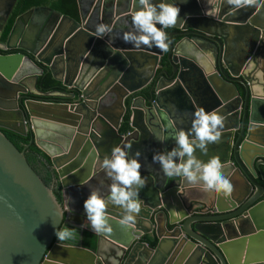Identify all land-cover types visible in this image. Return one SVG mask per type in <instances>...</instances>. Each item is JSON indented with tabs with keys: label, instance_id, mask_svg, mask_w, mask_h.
I'll return each mask as SVG.
<instances>
[{
	"label": "water",
	"instance_id": "water-1",
	"mask_svg": "<svg viewBox=\"0 0 264 264\" xmlns=\"http://www.w3.org/2000/svg\"><path fill=\"white\" fill-rule=\"evenodd\" d=\"M16 1L0 0V36ZM102 1L111 6L110 23L138 9L137 0H94ZM176 3L186 23L172 27L180 33L169 35L167 52L112 44L108 34L97 39L81 0L78 20L45 7L15 20L0 50L23 53L0 54V129L23 137L32 133L63 203L25 152L0 132V264H264V187L257 182L264 181V9L233 11L224 0ZM121 4L127 8L119 10ZM213 9L215 17L205 15ZM106 13L103 8L97 25L106 24ZM177 35L183 38L173 43ZM43 68L77 92L38 89ZM149 87L150 99L137 95ZM110 96L113 102L107 101ZM131 97L129 131L121 135L124 101ZM201 107L221 115L224 127L220 143L210 145L207 156L196 155L205 162L220 158L233 184L230 196L207 192L202 183L193 186L183 177H165L151 163L154 152L174 145L158 140L166 134L160 113L166 110L187 130ZM118 144L142 153L141 171L148 177L140 192L144 204L133 222L109 204L112 231H86L95 242L93 249L84 248L82 231L70 223L67 210L90 190L108 195L111 181L101 162ZM63 226L78 232L60 246L55 231ZM146 238L156 240L154 248Z\"/></svg>",
	"mask_w": 264,
	"mask_h": 264
},
{
	"label": "clouds",
	"instance_id": "clouds-1",
	"mask_svg": "<svg viewBox=\"0 0 264 264\" xmlns=\"http://www.w3.org/2000/svg\"><path fill=\"white\" fill-rule=\"evenodd\" d=\"M233 11L241 9H255L259 12L264 9V0H224ZM138 9L132 13L133 30L124 32L118 38L126 45L136 49L158 48L161 52L169 49V36L165 29L172 28L186 21L179 19L180 7L176 0H137ZM205 15L215 17L216 10L205 11ZM113 29L107 24H99L95 29V37L103 39ZM161 119L166 122L165 135L158 137L160 143L173 140L170 150L154 152L151 163L158 164L165 177H183L184 180L195 186L202 183L207 192L223 193L230 196L233 184L223 174L222 165L218 156L206 162L197 157L196 152L207 156L210 145H217L221 141L224 118L215 111L203 107L192 114L191 126L185 130L177 127L168 112L160 113ZM132 145H115L111 153L106 155L101 167L111 183L108 185V195H102L101 189L90 190V194L83 202V211L90 222L91 230L95 233H110L112 231L107 214L109 204L121 208L125 215V222H133L141 213L144 201L140 192L148 184V177L142 175L144 164L141 162V151L131 152ZM55 236L63 246L64 242L75 240V229L65 226L57 228Z\"/></svg>",
	"mask_w": 264,
	"mask_h": 264
},
{
	"label": "trees",
	"instance_id": "trees-1",
	"mask_svg": "<svg viewBox=\"0 0 264 264\" xmlns=\"http://www.w3.org/2000/svg\"><path fill=\"white\" fill-rule=\"evenodd\" d=\"M46 6L49 7L55 11L60 12L63 15L72 17L74 19H77L78 13H77V4L76 0H17V3L15 5V8L10 15V17L7 20V23L4 27V30L0 37V43H4L7 40V37L9 33L11 32V29L13 27V24L15 20L22 14L26 13L27 11L41 7ZM167 32H170V29L166 30ZM180 37H176L173 39V43L178 41ZM166 58L163 57L162 64L166 65ZM37 87L43 92H49L53 90L62 91L64 92L65 89L61 85L60 82L55 81L50 73L47 71L46 68H43V74L38 78ZM242 88H240L241 90ZM150 90L151 87L142 91L141 93L137 95H141L146 98V100L150 99ZM243 92V91H241ZM27 99L29 97H26ZM32 98V97H31ZM35 100L45 101V102H63L62 99H50V98H34ZM131 100V98H130ZM129 100L126 102L128 106ZM129 120H130V114L127 111L126 114L123 117L121 127L119 129V134L125 135L129 131ZM0 132L5 135V137L19 150L23 151L24 147L26 145H29L32 142L33 136L32 133L29 132L27 136L23 137L18 134H15L13 132L0 129ZM38 156L42 157L43 159L47 160L46 156L35 146V144L32 142L26 153L25 157L28 161V163L32 166V168L37 172V174L41 177V179L44 181L46 185H50L51 183V176L47 172L46 167L43 163H41L38 159ZM261 186L264 187V183L259 181ZM59 186V185H58ZM59 190V188H58ZM56 197L59 198V195L54 192ZM94 242L95 237L91 234H86L85 240L83 242V247L88 249L94 248ZM145 242L148 243L149 247L154 248L156 244V240L154 238H146Z\"/></svg>",
	"mask_w": 264,
	"mask_h": 264
},
{
	"label": "flooded vegetation",
	"instance_id": "flooded-vegetation-1",
	"mask_svg": "<svg viewBox=\"0 0 264 264\" xmlns=\"http://www.w3.org/2000/svg\"><path fill=\"white\" fill-rule=\"evenodd\" d=\"M16 3H17V1H16ZM16 3H15V5H16ZM76 4H77V0H76ZM15 5H14V8H15ZM81 5H82V7H83V10H87V12H86V15H87V18H89V20L91 21L90 22V25H92V26H94V27H96L97 26V24H98V17H100V15H99V13L101 12V10L103 9V8H105L106 10H107V15L104 17V19H105V23L107 24V25H109V26H111L112 27V29H113V32L112 33H109L108 35H107V40H108V42L109 43H112V44H119V45H126L121 39H119L118 37L119 36H121L124 32H127V31H130V30H133V28H132V23H131V19H132V17H128V16H126V17H124L122 20H113L111 23H110V19H111V17L109 16V12H110V5L109 4H106L105 6L103 5V1L100 3V4H98L97 5V3L96 2H94V0H81ZM41 7H45V8H49V7H46V6H41ZM3 8H4V6H3ZM3 8H1L0 10H2ZM14 8L12 9V12H13V10H14ZM127 8V6L126 5H124V4H121V6H120V8H119V10H124V9H126ZM51 9V8H50ZM53 10V9H52ZM12 12H11V14H12ZM3 13V12H2ZM77 13H78V4H77ZM10 14V15H11ZM23 15V14H22ZM99 15V16H98ZM79 19V15L77 16V19L76 20H78ZM100 20V19H99ZM101 22V21H100ZM99 22V23H100ZM168 29H170L171 31L170 32H167L166 30L167 29H165V31H166V33L168 34V36L170 35V34H178V33H180V30H178V29H174V28H168ZM1 37V36H0ZM176 37H180V39L179 40H181L182 38H183V36H180V35H177V36H173V38H172V41H173V39L174 38H176ZM190 38H192V36H190ZM178 40V41H179ZM178 41H176V42H178ZM16 52V53H15ZM19 53H23L21 50H19V49H17V48H15V49H13V50H7L6 52H2L1 50H0V54H4V55H12V54H19ZM237 86V88H238V90H239V93H240V95H241V97H243V94H242V89L240 90V86L239 85H236ZM150 88V87H149ZM65 89V88H64ZM65 92H69V93H76L77 91L76 90H73V89H70V90H67V89H65ZM133 98L134 97H131V100H133ZM28 99H34V98H28ZM35 100V99H34ZM105 100H106V98H105ZM129 100V103H128V106H127V104H126V102ZM131 100H130V98H127V99H125V101H124V105H125V107H126V111H125V114H126V112L128 111V107H129V104L131 103ZM63 102H65V103H68V102H70L69 100H62ZM108 102H113L114 101V99H113V97L112 96H110V98L107 100ZM124 117V116H123ZM123 120V119H122ZM121 124H122V122H121ZM120 124V125H121ZM121 127V126H120ZM30 132V131H29ZM28 132V133H29ZM238 135H239V132H235V135H234V137H233V141H232V146L235 144V142H236V140H237V137H238ZM94 136H96V135H93V138H94ZM242 140H244L243 138L241 139V141ZM29 147V146H28ZM28 147H27V145L24 147V152L26 153V151H27V149H28ZM38 159H39V161L41 162V163H43L44 165H45V167H46V170H47V172L50 174V176H51V170H50V167H49V164L47 163L48 161L47 160H45V159H43L42 157H40V156H38ZM264 171V170H263ZM259 181H261V182H263L264 183V181H262L259 177L257 178V182L260 184V182ZM261 185V184H260ZM49 186H51V188H52V190H53V192H56L58 195H59V198H57L58 200H59V202L62 204L63 203V197H62V194H61V189H60V187L58 186V184H57V182H54L53 181V178H52V176H51V183H50V185ZM58 188H59V190H58ZM55 194V193H54ZM56 196V195H55ZM84 200L85 199H83V198H79L78 200H76V201H73V202H71L69 205V209H70V211H69V209L67 210V212L69 213L70 212V223L73 225V226H75V227H77V229H80L81 231H82V242H84V240H85V236H86V234H88L86 231H92L91 230V225H90V222L87 220V218H86V216H85V214H84V211H83V202H84ZM65 226H63V227H61V229H63ZM67 227H69V228H72L71 226H67ZM73 229H75V228H73ZM79 230V231H80ZM75 231H76V233L78 232V230H76L75 229ZM71 242V241H70ZM83 244V243H82ZM156 245V244H155Z\"/></svg>",
	"mask_w": 264,
	"mask_h": 264
},
{
	"label": "bare ground",
	"instance_id": "bare-ground-1",
	"mask_svg": "<svg viewBox=\"0 0 264 264\" xmlns=\"http://www.w3.org/2000/svg\"><path fill=\"white\" fill-rule=\"evenodd\" d=\"M16 53V52H15Z\"/></svg>",
	"mask_w": 264,
	"mask_h": 264
}]
</instances>
